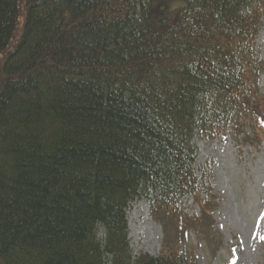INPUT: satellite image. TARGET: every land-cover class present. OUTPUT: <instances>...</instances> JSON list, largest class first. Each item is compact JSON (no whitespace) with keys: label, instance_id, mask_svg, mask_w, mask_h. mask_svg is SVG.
<instances>
[{"label":"trees","instance_id":"obj_1","mask_svg":"<svg viewBox=\"0 0 264 264\" xmlns=\"http://www.w3.org/2000/svg\"><path fill=\"white\" fill-rule=\"evenodd\" d=\"M253 4L0 0V264L190 263L172 244L213 230L196 132L263 125ZM138 200L162 227L158 258L131 248Z\"/></svg>","mask_w":264,"mask_h":264},{"label":"rangeland","instance_id":"obj_2","mask_svg":"<svg viewBox=\"0 0 264 264\" xmlns=\"http://www.w3.org/2000/svg\"><path fill=\"white\" fill-rule=\"evenodd\" d=\"M257 6L264 7V0H254L253 7ZM262 14L255 50L264 64V9ZM254 84L264 103V70ZM257 117L251 123L244 120L243 126L235 121L215 137L199 130L195 134L198 178L205 183L206 176L212 174L210 189L201 190L200 201L210 204L213 230L209 238L193 233L185 243L172 244L173 252L188 257L189 264H232L234 259L236 264H264V242L252 238L254 233L264 236V220L260 219L264 214V120L261 125ZM181 202L188 219H201L203 207L195 195ZM127 216L134 255L158 258L164 250V237L151 205L138 200L131 204Z\"/></svg>","mask_w":264,"mask_h":264},{"label":"snow or ice","instance_id":"obj_3","mask_svg":"<svg viewBox=\"0 0 264 264\" xmlns=\"http://www.w3.org/2000/svg\"><path fill=\"white\" fill-rule=\"evenodd\" d=\"M261 220H264V214H261V217H260ZM253 239H259L261 242H264V236H260L259 233H254L253 234ZM235 251V250H234ZM232 264H236V259H234L232 261Z\"/></svg>","mask_w":264,"mask_h":264}]
</instances>
